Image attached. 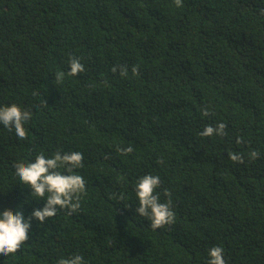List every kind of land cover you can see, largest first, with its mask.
Returning <instances> with one entry per match:
<instances>
[{"label":"trees","instance_id":"16d2710c","mask_svg":"<svg viewBox=\"0 0 264 264\" xmlns=\"http://www.w3.org/2000/svg\"><path fill=\"white\" fill-rule=\"evenodd\" d=\"M11 104L32 116L26 140L0 124V212L44 207L14 168L41 152H81L87 194L77 213L32 217L0 264H207L214 246L228 264H264V0H0V107ZM220 122L225 136H200ZM146 174L175 212L155 231L135 211Z\"/></svg>","mask_w":264,"mask_h":264},{"label":"clouds","instance_id":"9594fccd","mask_svg":"<svg viewBox=\"0 0 264 264\" xmlns=\"http://www.w3.org/2000/svg\"><path fill=\"white\" fill-rule=\"evenodd\" d=\"M176 7H182L183 0H174ZM70 71L68 75L76 76L82 73L84 65L79 58L71 57L69 60ZM113 72L117 71L113 67ZM134 73L138 72L133 68ZM121 75L126 74V70L120 68ZM65 78L63 71L55 73L57 83H62ZM46 103V102H45ZM202 116H209V109L202 108ZM32 112L22 110L16 104L0 107V124L9 130L14 129L18 139L26 140L27 132L24 124L31 118ZM226 124L218 123L215 127L206 126L201 132V137L225 136ZM243 142V138H237L236 143ZM123 155L133 152L131 146L126 148L117 147ZM258 152L249 153L250 159H257ZM229 158L236 163H244V157L240 153L230 152ZM84 156L79 151L55 152L51 157H46L43 152L35 156L31 162H17L14 164L15 174L19 183L31 188V195L34 198L44 199L46 203L42 209H35L29 219H25L21 211L11 209L0 212V255L5 257L14 255L21 250L22 246L29 240V229L31 218H36L43 224L48 218L55 217L58 209H67L69 214L77 213L81 207V200L87 194L86 180L76 174L74 170L84 167ZM63 169V171H61ZM161 185L158 175L146 174L141 176L135 184V194L138 198L136 213L148 218L153 231L162 229L175 222V212L172 209L171 192L164 190V195L168 197L166 202L160 201V194L157 189ZM120 199H123L121 195ZM207 264H228L224 258V249L214 246L208 251ZM57 264H85L84 258L79 254L71 257L58 259Z\"/></svg>","mask_w":264,"mask_h":264}]
</instances>
